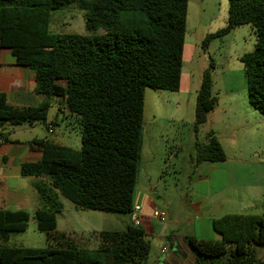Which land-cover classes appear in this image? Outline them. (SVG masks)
Listing matches in <instances>:
<instances>
[{"label": "trees", "instance_id": "1", "mask_svg": "<svg viewBox=\"0 0 264 264\" xmlns=\"http://www.w3.org/2000/svg\"><path fill=\"white\" fill-rule=\"evenodd\" d=\"M72 5L86 12V34L51 33V13ZM187 9L188 0H0V49H9L16 65L34 71V91L44 98L37 106L18 108L0 94V125H47L53 100L80 130L78 150L33 139L29 143L42 158L20 166L21 176L41 179L37 191L45 209L33 218L50 239L58 238L61 197L81 210L133 211L145 90L179 91ZM245 25L256 43L239 61L249 105L264 116V0H228L225 26L208 34L201 47L206 51L213 40ZM213 68L211 62L197 91L195 131L217 106ZM225 159L213 132L206 144L196 145L198 164ZM29 219L24 211L0 210V264H146L150 253L144 229L132 223L122 231L99 232L95 249L70 240L64 247L11 246L10 237L26 232ZM211 228L219 239L186 238L195 253L193 264H260L256 248L264 246V215L226 214L211 220Z\"/></svg>", "mask_w": 264, "mask_h": 264}, {"label": "rangeland", "instance_id": "2", "mask_svg": "<svg viewBox=\"0 0 264 264\" xmlns=\"http://www.w3.org/2000/svg\"><path fill=\"white\" fill-rule=\"evenodd\" d=\"M85 13L76 5L52 12L50 32L85 35ZM227 17L228 0H188L181 89L177 93L145 90L140 170L133 201L135 204V196H139L155 205L147 211L153 233L147 236L150 253L146 264H193L195 253L185 242L188 230L196 229L198 239H219L211 220L226 214L264 215V116L249 105L239 61L253 50L255 35L245 25L213 40L206 51L201 47L208 34L225 26ZM211 62L212 91L218 102L206 123L195 131L196 95ZM47 119L55 127L53 134L42 122L33 126L5 123L0 125V134L21 143L47 138L80 149L79 127L74 119L58 112L53 100ZM210 132L226 159L198 164L196 145L206 144ZM60 201L57 239L38 231L30 214L26 232L11 236L12 245L64 247L70 240L79 248L95 249L99 232L122 231L131 223L130 214L81 210L67 199L61 197ZM191 202L199 203V208L191 207ZM154 210L166 212L165 222L153 218ZM177 245L174 255L172 247ZM256 259L264 264V246L256 248Z\"/></svg>", "mask_w": 264, "mask_h": 264}, {"label": "crops", "instance_id": "3", "mask_svg": "<svg viewBox=\"0 0 264 264\" xmlns=\"http://www.w3.org/2000/svg\"><path fill=\"white\" fill-rule=\"evenodd\" d=\"M34 89V71L16 65L15 59L9 49H0V94L6 97L7 103L18 108L37 106L44 98L41 95H37ZM175 104L176 106L178 105L177 103ZM58 107L66 118L75 120L63 106L57 105V109ZM54 121L56 123L58 121L57 118H55ZM49 122L50 121L47 119L46 123L49 124ZM53 128H55L54 125ZM29 142L30 141L21 143L16 140L11 141L6 136L0 138V210L12 212L24 211L27 212L29 216L30 214L33 216L37 210L45 209V206L39 198L37 191L41 179L33 176L24 177L20 174V166L22 164L35 163L42 158L41 151L31 146ZM134 195H136L135 192ZM200 196L203 197V200L206 197H204V195ZM191 203V207L198 209L200 206L199 203ZM134 206H138L140 209L139 215L142 218L141 227L144 229L145 234L147 236L152 234L153 232L149 219L147 218V211L150 210V208H155L152 200L147 199L144 202V198H140L139 196L136 198L135 196ZM189 236L197 238L196 229L193 231L188 230L187 238ZM9 244L13 246L11 237L9 239ZM57 245L58 244L53 245V247ZM177 246L176 248L172 247L174 255L178 254L179 245Z\"/></svg>", "mask_w": 264, "mask_h": 264}, {"label": "built area", "instance_id": "4", "mask_svg": "<svg viewBox=\"0 0 264 264\" xmlns=\"http://www.w3.org/2000/svg\"><path fill=\"white\" fill-rule=\"evenodd\" d=\"M47 129H48V133L53 134V126L52 125H48ZM139 210L140 209L138 206H134L133 211L130 214L131 215V223L135 227L140 226L142 223V218L139 215ZM153 218H155L161 222H165V220L167 218V214H166V212H163V211L154 210ZM163 251H164V249L162 250V252Z\"/></svg>", "mask_w": 264, "mask_h": 264}]
</instances>
